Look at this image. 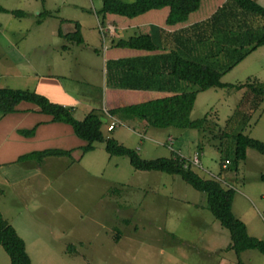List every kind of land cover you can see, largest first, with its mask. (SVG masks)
<instances>
[{
    "label": "rangeland",
    "instance_id": "rangeland-1",
    "mask_svg": "<svg viewBox=\"0 0 264 264\" xmlns=\"http://www.w3.org/2000/svg\"><path fill=\"white\" fill-rule=\"evenodd\" d=\"M82 3L84 11L78 12L63 0H0L5 8L0 10V85L31 87L30 77H14L13 71L24 73L36 67L40 73L55 71L70 87L103 88L102 84L88 85L84 79L105 80V60L97 57L93 62L73 61L71 65L68 60L56 62L63 52L61 44H70L57 33L63 31L61 21L68 15L73 19L83 15L94 25L103 53L101 0ZM220 47L216 42L200 44V50L211 48L216 60ZM231 47L239 48L231 44L228 49ZM71 48L65 50L71 57L92 54L81 45ZM241 50L246 49L239 48L242 54ZM222 56L220 61L230 60ZM232 59L236 63L221 80L264 84V44L240 59L233 54ZM100 88L90 93L98 95ZM245 89L213 86L199 91L190 117L207 115L203 127L147 124V130L139 128L137 134L126 127L133 124L123 120L114 132L106 126L102 130L135 148L143 158L170 156L174 151L190 162L198 152L200 166L190 162L192 169L231 187L232 211L246 223L249 234L264 240V154L247 147L246 157L235 166L234 140L231 135H220L241 131L264 140V100L251 112L237 107L243 96L248 101L246 92L250 91ZM247 101L246 105L253 102ZM82 111L86 110L80 109L74 116L82 118ZM234 111L241 114L239 120L233 118L226 127L225 121ZM170 133L172 143L166 139ZM185 133L187 138H179ZM24 160L0 163V210L24 239L34 264H264V253L257 248L240 252L228 248L230 232L208 208L206 193L178 173L137 169L127 155L109 154L102 141L94 142V148L80 160L71 161L67 154H47L29 163ZM0 264H10L2 245Z\"/></svg>",
    "mask_w": 264,
    "mask_h": 264
},
{
    "label": "trees",
    "instance_id": "trees-1",
    "mask_svg": "<svg viewBox=\"0 0 264 264\" xmlns=\"http://www.w3.org/2000/svg\"><path fill=\"white\" fill-rule=\"evenodd\" d=\"M200 3L201 0H102L99 12L103 15L106 12H111L132 17L151 8L168 6L169 12L166 23L175 24L186 20L189 13L196 10ZM1 9L5 8L0 6ZM12 11L23 13L19 9ZM250 15L263 20L261 28L254 27ZM74 22L75 29L73 31L68 33L60 31L59 33L71 42L81 43L83 37L80 24L78 21ZM231 26H235L236 29H232ZM195 29L196 31L198 29V33L196 31L191 35L182 33L181 51L169 50L165 53L152 55L150 62H107L109 79L113 77V69L117 72L113 78L118 80L121 87L163 89L165 85L172 87L174 81L177 84L180 80L183 82L181 91L152 95L145 100L125 104L107 111L110 114L120 113L123 117H138L144 120L146 124L155 127H203L208 122L207 115L191 118L190 111L193 108L197 93L213 86L235 88L245 86L244 92L247 89L250 91V94L246 92L248 95H245L248 96V101L253 100V102L246 105L247 97L243 96L239 102L241 104L237 107L247 109V112H251V108H256L264 100V84L262 82L239 81L234 83L223 81L221 77L236 63L231 61L233 54L236 55L237 59H240L248 52L264 44V6L256 0H226L208 19L192 24L183 31ZM192 37L196 39L198 48L200 44H213V42L218 45L221 44L220 50L217 51V57L220 58V54H223L222 57L225 56L230 60L227 62H222L218 58L216 60L214 53L209 51L212 50L211 48L209 50H200L199 48V51L196 52L195 47L190 46ZM118 43L138 49L154 50L159 48L156 37L149 33H138L128 39L120 38ZM231 44L246 50H241V54L237 47L228 49ZM226 45L229 46L226 47ZM62 47H66V44H63ZM112 63H114V68ZM143 63L145 65L144 71ZM139 65L141 70L138 68ZM22 100L34 102L40 111L51 114L53 120L70 123L75 133L87 141L82 147L83 151L93 149L94 142L102 141L109 154L127 155L131 164L137 169H153L180 174L193 187L206 193L208 208L219 219L221 225L230 232L231 242L228 248H232L236 252L247 248H257L264 253V240L249 234L246 223L232 211L233 189L223 186L216 178L199 175L192 169L191 163L187 162L186 158L178 152L173 151L170 156L143 158L135 148L124 145L113 136L106 137L103 134L101 128L103 114L101 111L92 109L84 117L77 118L74 116L71 107L52 101L46 95L29 88L0 86V115L14 111L16 105ZM240 115L234 111L226 119L225 126L227 127L229 122L232 123L233 118H237V122ZM247 115L249 117L250 113ZM34 130L35 126L24 132L26 135H31ZM220 135L222 138L231 135L234 140L235 166L240 159L246 157L247 147H254L264 154V140L241 131L235 133L223 131ZM47 154L70 155L71 152L69 149L48 148L28 152L20 158L27 159L37 156L36 158L41 159ZM223 164L227 166L226 163ZM0 245L8 253L10 264H34L26 251L24 239L4 217L1 210Z\"/></svg>",
    "mask_w": 264,
    "mask_h": 264
},
{
    "label": "crops",
    "instance_id": "crops-1",
    "mask_svg": "<svg viewBox=\"0 0 264 264\" xmlns=\"http://www.w3.org/2000/svg\"><path fill=\"white\" fill-rule=\"evenodd\" d=\"M63 1H67V3L69 2L73 4L74 9H76V11L78 12L84 11L82 0ZM225 1L226 0H201L199 8L190 12L186 20L175 24L166 23L167 14L169 12L168 6L151 8L141 14L132 17L121 15L118 13L106 12L102 17V26L104 29L101 28L99 31L103 40V53H100L102 44L99 46V41L97 39L98 34L94 29V25H89L86 20H84L87 18L83 15L77 17L76 19H73L68 15L67 17L63 18V21H61L64 24L63 31L62 29H58V35H60V31L63 33L73 31L75 29L74 21H78L80 24L83 41L81 43L69 41L70 44H68V46L66 44V47H63V52L58 53L60 60H57L56 62H64L68 60V63L71 65L70 62L73 61L77 63L82 62L83 60H85L86 62H93L98 57L99 59L101 58V60H105L106 62L139 63L150 62L151 56L155 54L165 53L169 50L181 51L182 33L191 35L196 31V29L192 31L183 30L189 28V26L192 24L208 19L219 7L222 6ZM256 1L264 6V0ZM101 6L102 0L101 4L99 5V9ZM76 11L74 10V12ZM40 13L41 12H39V14ZM249 17L250 19H252L254 27L261 28L260 26L263 24V20H261L260 18L256 19V16L253 15H250ZM231 28L236 29L235 26H231ZM138 33H149L155 36L157 39V44H159V48L154 50L138 49L120 45L118 43V40L120 38L128 39L130 36L136 35ZM196 33H198V29ZM190 42V46L195 47L196 52L199 51L198 49L200 48V46L198 48L196 39L192 37V40ZM61 45H63V43ZM73 45H81L82 47H85L92 51V54H88L87 57L85 55V58L82 55H74L73 57H71L69 54L66 55L67 53L65 52V50H68L70 52ZM124 59L125 61H123ZM26 61L28 60L26 59ZM112 64V67L114 68V63ZM11 65L13 66L12 62ZM143 67L144 71V63ZM138 68L141 70L140 65ZM112 72L113 77L116 76L115 74H117V72H115L113 69ZM13 76L30 77L32 85L31 87L26 88L33 89L39 93H42L52 101L71 107L73 113L80 109L86 110L82 111L83 117L92 109H97L99 111L105 110V112L103 111L104 113H102V127L106 126L105 129L107 131L116 130V127H118L117 124L113 127H110L112 120H117L118 122L124 120L127 122L129 121L133 124H131L132 126L126 124V127L137 134L141 132L139 128H143L145 130H147L148 128L147 124L141 123L142 119L138 117H123L120 113L110 114L107 110L125 104L142 101L151 97L152 95L181 91L183 85V82L180 80L178 84L176 81H174L172 87H166L165 85L163 89L121 87L119 86L118 80L114 79L113 77L109 79L108 74H106L105 80L102 79L100 82H91L87 78L84 79L85 82H88V85L102 84L103 88H100L99 85H91L90 90H83L78 89L76 86L70 87L69 85H65L63 80L55 71L40 73L39 71H37L36 67L33 70L28 72L25 71L24 73L22 71L15 70L13 71ZM87 76H89L88 73ZM11 84L0 86H15L13 88H21L18 86H21V84L23 85L24 83H19L18 85ZM95 87L102 89V92H99L98 95L91 94V90ZM34 126V133L31 135H26L24 131ZM104 135L106 137H115V135H111L108 133H105ZM158 135L159 133L156 134V136ZM169 136H172L174 141L173 134H168L166 139ZM184 137L187 138L186 133L184 135L181 134L179 138ZM118 141L121 142L120 140ZM157 141L160 142L159 140ZM86 143L87 141L85 139L81 138L75 133L70 123L53 120L51 114L40 111L38 105L31 101L22 100L16 105V109L14 111L6 113L4 115H0V163L3 164L12 163L15 161L18 162L21 159L20 156H22L23 154L48 148L69 149L71 154L68 156L71 158V161L74 159L80 160L86 152L82 149L83 145H85ZM162 143L165 144L164 141ZM43 157L41 159H43ZM34 159L27 158L24 161L29 163Z\"/></svg>",
    "mask_w": 264,
    "mask_h": 264
},
{
    "label": "built area",
    "instance_id": "built-area-1",
    "mask_svg": "<svg viewBox=\"0 0 264 264\" xmlns=\"http://www.w3.org/2000/svg\"><path fill=\"white\" fill-rule=\"evenodd\" d=\"M117 123H118L117 120H112V121H111V125H110V127H113V126L116 125ZM168 141H169L170 143H172V141H173L172 136H169V137H168ZM179 154H180V153H179ZM180 155H181V154H180ZM181 156H182V155H181ZM198 156H199L198 152H194L193 157H192L191 160H189V161L192 162V163H194V164H197V165L200 166ZM223 166H225V164H223Z\"/></svg>",
    "mask_w": 264,
    "mask_h": 264
}]
</instances>
